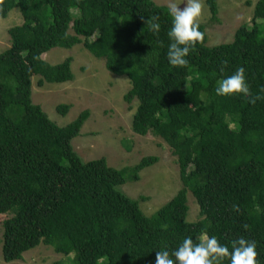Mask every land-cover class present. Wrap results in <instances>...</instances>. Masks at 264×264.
<instances>
[{"label": "trees", "instance_id": "trees-1", "mask_svg": "<svg viewBox=\"0 0 264 264\" xmlns=\"http://www.w3.org/2000/svg\"><path fill=\"white\" fill-rule=\"evenodd\" d=\"M206 2L218 22L217 1ZM14 8L23 21L8 29L10 46L0 52V214H10L2 221L3 260L44 243L72 255V264H155L156 251L214 235L230 250L241 236L255 240L264 264V99L252 104L215 92L243 67L253 95L264 96V0L230 42L208 46L200 23L204 40L183 68L168 63L172 17L153 0H2L0 18ZM151 17L159 35L149 30ZM78 43L129 79L124 99L138 101L133 132L161 137L176 157L182 187L150 215L119 187L158 157L119 169L104 157L83 161L71 141L89 111L60 126L32 101L34 76L39 86L74 78L71 57L50 64L42 55ZM69 109L56 106L63 116ZM188 191L196 221L187 220Z\"/></svg>", "mask_w": 264, "mask_h": 264}, {"label": "rangeland", "instance_id": "rangeland-1", "mask_svg": "<svg viewBox=\"0 0 264 264\" xmlns=\"http://www.w3.org/2000/svg\"><path fill=\"white\" fill-rule=\"evenodd\" d=\"M158 5L170 2L183 9L185 0H153ZM218 22L211 21L206 0L203 3L201 24L206 26L207 45L230 42L237 27L251 25L254 7L258 0H216ZM18 9H12L7 17L0 18V52L10 46L8 29L22 22ZM70 32L72 30L70 29ZM50 64H57L71 57L73 80L64 83L38 85V76L32 78V101L39 104L49 118L63 126L73 121L83 110L89 117L72 139L74 151L83 160L104 157L109 166L117 169L136 164L143 156L155 155L158 160L139 173L136 181H127L119 188L131 198L139 199L142 211L150 215L166 203L182 187L179 168L171 148L159 136L149 132L139 135L131 125L138 106L137 99L126 102L124 95L131 84L126 76L112 74L105 68V60L92 55L82 43L71 48L54 47L42 55ZM61 103L70 105L66 115L56 111ZM145 197V200L140 197ZM187 220L196 221L198 204L190 191ZM8 213L0 214V264H51L61 260L72 264L70 256L57 253L49 245L41 243L23 253L19 260L5 262L1 255L2 221Z\"/></svg>", "mask_w": 264, "mask_h": 264}, {"label": "clouds", "instance_id": "clouds-1", "mask_svg": "<svg viewBox=\"0 0 264 264\" xmlns=\"http://www.w3.org/2000/svg\"><path fill=\"white\" fill-rule=\"evenodd\" d=\"M183 4L186 5L183 9L175 2L168 5L172 19L167 33L171 41L167 49V59L175 68L186 67L189 64L187 57L190 52L196 48L197 43L204 40V33L199 30L203 15L202 0H185ZM147 24L150 31L159 35L161 25L158 23V17H151ZM261 91L264 92V89ZM215 92L217 96L246 97L252 104L264 99V96L253 95L251 92L243 67L219 80ZM256 249V241L245 239L243 236L231 242V250L228 245L221 244L214 235H204L199 242H194L191 236H187L171 252L166 248L156 251L155 264H223L226 259L230 264H260Z\"/></svg>", "mask_w": 264, "mask_h": 264}]
</instances>
